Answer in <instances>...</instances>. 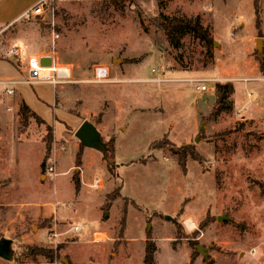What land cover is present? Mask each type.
Returning <instances> with one entry per match:
<instances>
[{
    "label": "rangeland",
    "instance_id": "1",
    "mask_svg": "<svg viewBox=\"0 0 264 264\" xmlns=\"http://www.w3.org/2000/svg\"><path fill=\"white\" fill-rule=\"evenodd\" d=\"M103 3L106 10L101 11ZM258 6L261 36L253 0H64L43 17L21 18L0 31V78L16 75L20 82L11 97L20 96L17 102L23 99L43 121L31 116L23 125L20 105L10 114L0 107V135L15 141L18 168L26 175L22 191L28 190L18 200L11 194L12 204L7 205L2 187L17 177H0V238L12 240V260L0 258V264H90L89 258L96 264H122L125 259L143 264L147 239L157 249L155 264H264V71L259 67L264 0ZM177 9L200 15L212 39L211 57L193 34L184 35L182 46L175 48L157 29L155 16ZM10 48L19 55L8 53ZM44 52L52 54L54 65L69 68L70 80L55 87L27 81L28 58ZM97 65L106 66L110 79L117 81H93ZM152 69L171 80L151 81L159 74ZM195 78L209 79L205 92L196 90ZM214 80L232 82L233 103L210 119ZM85 120L97 127L105 144L114 140L111 173L102 152L93 148L84 156L93 165L77 169L81 164L75 157L84 147L74 133ZM46 126L53 130L52 153L42 169ZM153 140L167 147L150 151ZM60 142L64 151L56 157L54 188L55 175L46 166H54L53 150ZM184 144H193L205 159L199 163L188 156L186 172L173 152ZM74 173L79 182L84 175L78 193L69 184ZM96 177L102 186L90 187ZM31 195L66 221L57 232L68 227L69 235L90 232L93 208L97 229L115 240H107L103 256L93 234L88 238L92 243L85 242L91 247H66L76 239L62 242L68 234L52 241L47 238L51 225L43 228L49 219L34 215ZM106 211L108 222L102 223ZM74 225L82 228L75 231ZM59 244L63 246L57 248ZM121 244L127 248L124 254ZM26 246L52 250L54 258L24 256Z\"/></svg>",
    "mask_w": 264,
    "mask_h": 264
},
{
    "label": "trees",
    "instance_id": "2",
    "mask_svg": "<svg viewBox=\"0 0 264 264\" xmlns=\"http://www.w3.org/2000/svg\"><path fill=\"white\" fill-rule=\"evenodd\" d=\"M253 7H254V15H255V25L258 31V35L261 36L260 24H261V17H260V6H258V0H253ZM101 11L106 10V5L103 3L100 6ZM155 25L157 29L163 32L166 36L168 42L175 48H180L182 46L181 39L184 35L191 33L194 36L200 38L204 42V46L208 49V55L211 57L212 53L210 51V44L212 43V39L209 34V30L202 25V20L200 15H188L183 13L180 9H177L171 15H165L161 11L155 16ZM259 67L261 71H264V58L260 61ZM233 84L231 81H224L218 82L215 81L213 85V94H214V105L210 112V119H216L221 111H228L232 108V100L230 99L231 94L233 93ZM20 113H21V120L23 125H27L29 122V118L35 117L37 122H43L39 117H37L33 112H31L29 106L24 102L21 101L20 103ZM47 133L45 134L44 141H45V148L46 153L45 157L42 159L41 168H44V164L46 159H48L49 155L52 153V141H53V130L51 127L46 126ZM167 135V134H166ZM164 137H162L159 141H161ZM159 141L153 140L148 149L150 151L155 150L156 148H164L167 147L166 145L159 143ZM160 144V145H159ZM80 146L83 145L80 143ZM172 146V144H171ZM84 147V146H83ZM82 147V148H83ZM176 155L177 163L179 164L182 171L186 172V163L187 158L190 156L193 160L203 163L205 161L204 157L198 152L193 144H184L178 147L176 150H173ZM81 154L82 151H78L75 157V161L77 165L80 164L81 161ZM114 157V140L110 143L106 144V149L102 152V159L105 160L107 163L108 170L111 173L112 167L109 164L110 160ZM73 183L75 189L78 191L80 187V182L78 178V174L74 173L72 176ZM115 188L120 191L121 185L116 186ZM115 191V190H113ZM117 191V192H118ZM114 192L110 194L111 197L114 198ZM127 197H123L126 200ZM110 200H112L110 198ZM130 201L134 202L132 199ZM126 220V210L123 211V214L120 219L121 227H124ZM58 248V246H57ZM156 246L154 243L149 242L147 239L145 242L144 247V254H143V264H155V253H156ZM56 251V250H55ZM26 255H42L48 259H53V251L44 249L40 246H26L24 251V256ZM71 264V263H69ZM204 264H214L213 260H210Z\"/></svg>",
    "mask_w": 264,
    "mask_h": 264
},
{
    "label": "crops",
    "instance_id": "3",
    "mask_svg": "<svg viewBox=\"0 0 264 264\" xmlns=\"http://www.w3.org/2000/svg\"><path fill=\"white\" fill-rule=\"evenodd\" d=\"M38 1L39 0H0V23L5 22L4 25L2 27H0V31H2V30L4 31V30L10 28L11 26H15L16 23H17V20L23 18L24 13L28 9H30L33 5H35ZM19 53H20V51H19ZM19 53H18V55H19ZM37 55H52V54L44 52V53H40V54H37ZM52 62H54V57L53 56H52ZM9 78L17 79L16 75L13 76V77H9ZM153 78H155V76H153ZM153 78H149V79L151 80ZM214 82H215V80L213 81V83ZM1 95H2V97L0 99V107L1 108L3 107L4 110L6 111L5 107L3 106L4 102H6V100H7L6 98H4V96H6V95L0 93V96ZM17 97H20V96H17ZM17 97H16V100L14 99V97L11 98V99H8V103L12 105V108H14L17 105H20L21 101H24L23 99H21L20 102L18 103L17 102ZM6 112L8 114H10V113L13 112V110H12V112H8V111H6ZM12 140L13 139L10 138V137L6 138L3 135H0V177L1 178H9L10 176H16L17 179H18V181H16L17 179L16 180H13V179L12 180H7L5 185L2 187L1 193H2L3 199L5 200V203L7 205L12 204L10 202L11 194H16V195H13V198L18 200V199L21 198V194H23L24 197H25L26 196L25 194L28 193L27 189L22 191V189H24L26 186L22 183L24 180L21 179V178L22 177L26 178V175L21 172L22 168H20V169L18 168L19 165L21 164V162H20L21 160L19 159V156L14 153V143H15V141H12ZM67 142L72 146V144H71L72 142L71 141H67ZM61 144H63V142H60V144L55 145V153H54V150H53V154L55 155V162H54V166H53L54 168H55L57 155H59L61 152L64 151V150H62L60 148ZM86 149H91V148L84 147L82 149L81 161H80V164H81L80 170L82 169L83 165H85V166H92L93 165V162L88 160L89 158H84V156H88V154H91L89 152L87 153ZM93 150H96V149H93ZM93 150H92V152H93ZM97 151H99V150H97ZM101 158L98 156V158H97L98 162L101 161ZM94 159H95V157H94ZM73 162H74V160H73V155H72L71 164ZM71 164L67 168L62 169L63 173H64L63 175L68 174L70 172ZM48 165L49 164H47V166ZM77 167H79V166H77ZM106 168H107V166H106ZM107 170H108V168H107ZM14 171H19V173L16 174ZM38 174H39V169H38ZM80 175H81V179H80V184H81V180H82V178H84V175L83 174H80ZM40 176H41L42 179H43V177L44 178L47 177L45 175V173L40 175ZM58 176H59V173L56 172V175L54 177L55 178L54 179L55 182H53L54 188L57 186L56 178ZM20 179H21V182H20ZM66 181H68V180H66ZM16 184H17V187H16ZM69 184H70V187L74 188V191L76 193H78L80 191V189H79V191H76V189L74 187L73 179H72V182L69 183ZM83 185H85L84 182H83ZM100 186H102V181H100ZM30 197L32 199L31 205L33 206V208H35L34 215L39 214L40 217H42L44 219L45 218L49 219L46 222L47 226H45L43 228L47 229L51 225V228H49L50 231H56L55 229H56L57 226L63 227L62 224L66 223V221H61V220L57 219L56 213L54 212L55 208H52V210H50L48 208L47 204L44 205V203H46V202L37 201V200L34 199V196H32V195ZM95 198H96V200H98L97 197H95ZM23 204L24 203L21 202V206ZM92 212H93L92 217L95 220V223L92 226V228L94 227L93 230H91L90 232H85V233H82V234H80L78 236L75 235V234L69 235L68 234V231L70 229L69 227L66 228V230H63L61 232H57V231L56 232L58 233V236H62L63 234H68V235L62 237L63 238L62 242L69 241V238H76L74 241H72L73 243H71V244L69 243L66 246V247H71V248L72 247H76V248H78V247L79 248L80 247H91L90 244L86 245L85 242H91L92 243V237H91L90 241L88 240V238L93 234V242H97V243H99L101 245L100 246V249H101L100 256H103L104 251L107 249V245H108V241L107 240H109V241L111 240L113 242L115 239H113V237L110 236L106 231L97 229L100 226H99V222L95 218L96 217L95 209L92 208ZM107 215H108V211H106L104 216L101 218V222L102 223L108 222V216ZM61 222H62V224H60ZM75 226H78V225H74V227ZM74 227H73V229H74ZM80 228H82V225L78 226V229H74V230L77 231ZM39 230H40V228L36 232V237L38 235ZM127 234H128V232H127ZM130 237L132 238V239L129 238L131 241H135L133 239L132 235ZM132 243L130 244L131 248H133L135 246L134 244L132 245ZM62 246H63L62 244H59L58 248H61ZM123 246H125V245L121 244L119 246V248H120L121 253L124 254V252H125V250L127 248L123 247ZM112 254H114V253L113 252L110 253V255H112ZM122 259H123V256H121V260ZM125 260L126 261L122 262V264H130L129 259H125ZM88 263L96 264L90 258L88 259Z\"/></svg>",
    "mask_w": 264,
    "mask_h": 264
},
{
    "label": "built area",
    "instance_id": "4",
    "mask_svg": "<svg viewBox=\"0 0 264 264\" xmlns=\"http://www.w3.org/2000/svg\"><path fill=\"white\" fill-rule=\"evenodd\" d=\"M64 0H39L35 5H33L30 9H28L23 18L28 19L30 17H43L44 12L50 10L54 4L60 3ZM57 36V35H56ZM8 53H11L14 56H17L19 50L17 48L8 49ZM28 82H46L50 83L55 87L57 84L61 82H66L70 80V70L65 66H56L54 62H52L51 66H42L39 63V55H32L28 58ZM153 72H159V74L155 75V78L151 79V81L155 82H164L171 79H166L160 75L159 69H152ZM95 82H107L111 81L109 76V71L106 66L97 65L94 67V78L92 79ZM116 80V79H114ZM112 80V81H114ZM117 81V80H116ZM196 83L195 88L198 92L203 93L207 90L206 82L209 81L208 78H195L191 80ZM20 81L14 78H0V93L6 95V103L4 107L6 111L12 112V105L8 103V99H11L15 94V85ZM2 95L0 96L1 99ZM80 170V167H77ZM47 170L56 175L53 164H49L47 166ZM100 180L99 178H94L93 183L90 184V187H99ZM74 229H78V226H75ZM47 237L52 241H58V233L56 231H50Z\"/></svg>",
    "mask_w": 264,
    "mask_h": 264
},
{
    "label": "water",
    "instance_id": "5",
    "mask_svg": "<svg viewBox=\"0 0 264 264\" xmlns=\"http://www.w3.org/2000/svg\"><path fill=\"white\" fill-rule=\"evenodd\" d=\"M259 40V39H258ZM257 40V46L260 41ZM39 63L42 66H51L52 56L51 55H40ZM75 137L79 142L88 148H93L103 152L106 149V144L103 142L102 137L96 128V126L89 120H85L76 129L74 133ZM168 216H166L167 218ZM0 258L5 260H12V240L9 238H0Z\"/></svg>",
    "mask_w": 264,
    "mask_h": 264
},
{
    "label": "bare ground",
    "instance_id": "6",
    "mask_svg": "<svg viewBox=\"0 0 264 264\" xmlns=\"http://www.w3.org/2000/svg\"><path fill=\"white\" fill-rule=\"evenodd\" d=\"M187 221H189V220H187ZM190 222V221H189Z\"/></svg>",
    "mask_w": 264,
    "mask_h": 264
}]
</instances>
